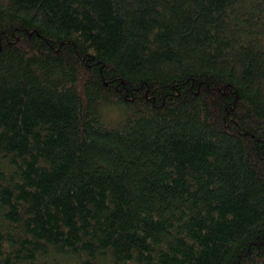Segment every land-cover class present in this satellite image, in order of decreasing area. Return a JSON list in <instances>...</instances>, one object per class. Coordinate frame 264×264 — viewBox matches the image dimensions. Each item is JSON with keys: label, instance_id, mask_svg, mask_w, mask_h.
Listing matches in <instances>:
<instances>
[{"label": "trees", "instance_id": "1", "mask_svg": "<svg viewBox=\"0 0 264 264\" xmlns=\"http://www.w3.org/2000/svg\"><path fill=\"white\" fill-rule=\"evenodd\" d=\"M0 264H264V0H0Z\"/></svg>", "mask_w": 264, "mask_h": 264}, {"label": "clouds", "instance_id": "2", "mask_svg": "<svg viewBox=\"0 0 264 264\" xmlns=\"http://www.w3.org/2000/svg\"><path fill=\"white\" fill-rule=\"evenodd\" d=\"M111 113H112L113 119H121L122 118V114L118 110H116L115 108H113L111 110Z\"/></svg>", "mask_w": 264, "mask_h": 264}]
</instances>
